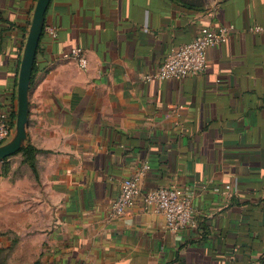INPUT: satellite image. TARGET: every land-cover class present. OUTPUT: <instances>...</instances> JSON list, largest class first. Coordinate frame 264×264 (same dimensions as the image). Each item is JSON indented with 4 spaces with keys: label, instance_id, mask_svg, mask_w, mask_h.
Instances as JSON below:
<instances>
[{
    "label": "crops",
    "instance_id": "obj_1",
    "mask_svg": "<svg viewBox=\"0 0 264 264\" xmlns=\"http://www.w3.org/2000/svg\"><path fill=\"white\" fill-rule=\"evenodd\" d=\"M35 2L0 0V113L13 120ZM48 25L57 37L43 31L29 87L36 175L0 182V264H264V0H50ZM221 27L202 73L134 82ZM74 47L83 70L62 57ZM144 165L142 193L194 192V227L168 232L141 198L109 216Z\"/></svg>",
    "mask_w": 264,
    "mask_h": 264
},
{
    "label": "built area",
    "instance_id": "obj_2",
    "mask_svg": "<svg viewBox=\"0 0 264 264\" xmlns=\"http://www.w3.org/2000/svg\"><path fill=\"white\" fill-rule=\"evenodd\" d=\"M261 26H254L250 31H261ZM46 36L53 40L57 37V28L48 25L43 29ZM227 28L217 29L201 28L195 37L173 50L163 60L158 69L153 73H148L137 77L134 82L165 80L170 78L181 79L188 75H197L206 68V49L209 46L221 44L227 41ZM65 59L76 61L80 69H85L88 60L80 47L71 48L62 55ZM14 120L7 112L0 113V144L8 137ZM148 126L149 124H145ZM148 166L144 165L128 178L122 180L119 194L111 203L109 216L121 217L134 205L138 198H141L144 208L153 206L156 211L164 217L165 227L168 232H180L187 227L196 225L192 200L194 192L178 187H158L153 190L141 192L139 185L140 176ZM235 186L224 185L214 187L217 192H226Z\"/></svg>",
    "mask_w": 264,
    "mask_h": 264
},
{
    "label": "water",
    "instance_id": "obj_3",
    "mask_svg": "<svg viewBox=\"0 0 264 264\" xmlns=\"http://www.w3.org/2000/svg\"><path fill=\"white\" fill-rule=\"evenodd\" d=\"M184 4L205 8L216 0H179ZM50 0H36L30 26L21 52L16 87V113L8 137L0 144V162L27 144L29 87L35 53L43 33L44 14Z\"/></svg>",
    "mask_w": 264,
    "mask_h": 264
},
{
    "label": "rangeland",
    "instance_id": "obj_4",
    "mask_svg": "<svg viewBox=\"0 0 264 264\" xmlns=\"http://www.w3.org/2000/svg\"><path fill=\"white\" fill-rule=\"evenodd\" d=\"M7 167H8V172L4 173V168ZM28 168H29L28 164L22 159L19 160V158H17L16 156H12L5 161H1L0 182L12 183L17 179H23L25 177V171H27Z\"/></svg>",
    "mask_w": 264,
    "mask_h": 264
},
{
    "label": "trees",
    "instance_id": "obj_5",
    "mask_svg": "<svg viewBox=\"0 0 264 264\" xmlns=\"http://www.w3.org/2000/svg\"><path fill=\"white\" fill-rule=\"evenodd\" d=\"M38 152L36 148H34L28 141L27 144L22 147L18 152L15 154L8 156L4 158L2 161H5L9 159L12 156L20 154L22 156V160L25 161L29 168L32 170V172L36 175V169H35V154ZM8 172V167L4 168V173Z\"/></svg>",
    "mask_w": 264,
    "mask_h": 264
}]
</instances>
